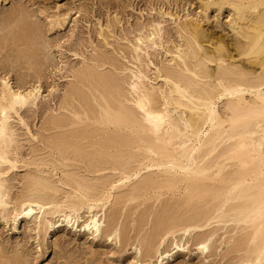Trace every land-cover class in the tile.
Here are the masks:
<instances>
[{
	"label": "bare ground",
	"instance_id": "bare-ground-1",
	"mask_svg": "<svg viewBox=\"0 0 264 264\" xmlns=\"http://www.w3.org/2000/svg\"><path fill=\"white\" fill-rule=\"evenodd\" d=\"M196 2L199 15L178 24L169 60H145L165 45L157 23L129 42L134 68L105 51L78 69L65 112L47 121L53 132L32 160L19 158L11 118L42 86L25 92L3 78L0 216L15 231L34 223L42 244L64 226L125 240L147 264H165L192 254V244L201 255L214 251L225 229L223 257L264 264V0ZM19 11L5 44L27 41L29 15ZM151 64L161 83L150 81ZM21 162L26 184L12 197L9 173ZM23 254L16 260L29 264Z\"/></svg>",
	"mask_w": 264,
	"mask_h": 264
},
{
	"label": "rangeland",
	"instance_id": "rangeland-1",
	"mask_svg": "<svg viewBox=\"0 0 264 264\" xmlns=\"http://www.w3.org/2000/svg\"><path fill=\"white\" fill-rule=\"evenodd\" d=\"M19 8L29 15L27 41L5 44V38L18 29L15 20L24 18ZM199 12L196 0H0V88L3 78L25 92L42 86L35 103L24 106L19 115L12 113L19 158L32 160L44 149V140L53 132L47 129V121L65 112L64 98L71 85L79 81L78 69L87 62L94 63L105 51H110L121 65L134 68V58L127 53L129 42H135L141 32L157 23H161L165 45L148 49L150 56L145 60L156 64L167 61L171 57L168 49L180 42L178 24L198 17ZM57 16L65 22L54 25ZM229 19L220 18L223 22ZM21 51L24 56L19 55ZM148 70L151 82L163 81L156 79L154 64ZM19 165L9 173L12 197L19 195L26 184L28 167L22 162ZM34 226L22 221L20 230L15 231L13 222L0 216V264L10 258L11 264H23L16 260L22 253L29 264H147L135 246L125 240H94L84 232L61 226L48 242L39 244ZM224 231L216 235L219 247L207 255H201L192 244V254H181L175 262L165 264H233V255L222 256L228 248L219 239ZM148 264L158 263L154 259Z\"/></svg>",
	"mask_w": 264,
	"mask_h": 264
}]
</instances>
